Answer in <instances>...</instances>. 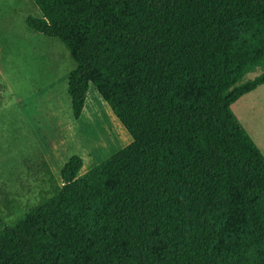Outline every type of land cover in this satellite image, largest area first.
<instances>
[{
    "label": "trees",
    "instance_id": "trees-1",
    "mask_svg": "<svg viewBox=\"0 0 264 264\" xmlns=\"http://www.w3.org/2000/svg\"><path fill=\"white\" fill-rule=\"evenodd\" d=\"M33 1L75 119L93 84L132 142L60 182L43 160L53 195L0 216V264H264V154L232 109L264 84V0Z\"/></svg>",
    "mask_w": 264,
    "mask_h": 264
},
{
    "label": "rangeland",
    "instance_id": "rangeland-1",
    "mask_svg": "<svg viewBox=\"0 0 264 264\" xmlns=\"http://www.w3.org/2000/svg\"><path fill=\"white\" fill-rule=\"evenodd\" d=\"M29 15L42 16L33 0H0V216L7 222L53 195L43 160L60 182L71 156L83 158L84 176L132 142L93 84L75 119L68 93L75 62L59 39L27 26Z\"/></svg>",
    "mask_w": 264,
    "mask_h": 264
},
{
    "label": "crops",
    "instance_id": "crops-1",
    "mask_svg": "<svg viewBox=\"0 0 264 264\" xmlns=\"http://www.w3.org/2000/svg\"><path fill=\"white\" fill-rule=\"evenodd\" d=\"M232 109L264 154V84L240 97Z\"/></svg>",
    "mask_w": 264,
    "mask_h": 264
}]
</instances>
